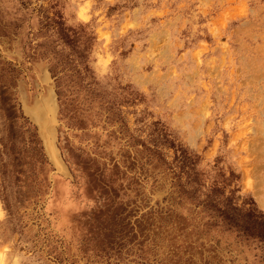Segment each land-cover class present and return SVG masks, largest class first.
Instances as JSON below:
<instances>
[{
    "label": "rangeland",
    "instance_id": "obj_1",
    "mask_svg": "<svg viewBox=\"0 0 264 264\" xmlns=\"http://www.w3.org/2000/svg\"><path fill=\"white\" fill-rule=\"evenodd\" d=\"M0 264H264V0H0Z\"/></svg>",
    "mask_w": 264,
    "mask_h": 264
}]
</instances>
